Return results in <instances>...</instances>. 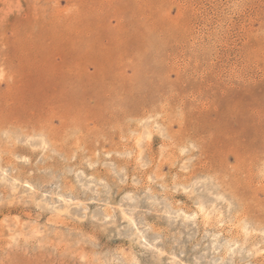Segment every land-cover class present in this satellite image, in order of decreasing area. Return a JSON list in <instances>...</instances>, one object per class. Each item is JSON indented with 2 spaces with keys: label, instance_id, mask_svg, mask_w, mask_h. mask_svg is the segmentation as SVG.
Returning a JSON list of instances; mask_svg holds the SVG:
<instances>
[{
  "label": "rangeland",
  "instance_id": "1",
  "mask_svg": "<svg viewBox=\"0 0 264 264\" xmlns=\"http://www.w3.org/2000/svg\"><path fill=\"white\" fill-rule=\"evenodd\" d=\"M0 264H264V0H0Z\"/></svg>",
  "mask_w": 264,
  "mask_h": 264
},
{
  "label": "bare ground",
  "instance_id": "2",
  "mask_svg": "<svg viewBox=\"0 0 264 264\" xmlns=\"http://www.w3.org/2000/svg\"><path fill=\"white\" fill-rule=\"evenodd\" d=\"M58 209V208H57ZM144 229V228H143Z\"/></svg>",
  "mask_w": 264,
  "mask_h": 264
}]
</instances>
